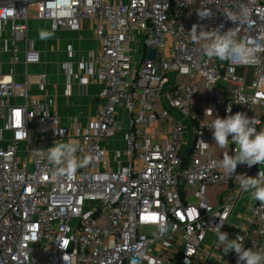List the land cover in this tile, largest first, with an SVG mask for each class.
Here are the masks:
<instances>
[{"label": "built area", "instance_id": "1", "mask_svg": "<svg viewBox=\"0 0 264 264\" xmlns=\"http://www.w3.org/2000/svg\"><path fill=\"white\" fill-rule=\"evenodd\" d=\"M31 6L53 34L93 30L100 43L89 59L67 47L64 96L91 88L99 99L71 103L67 122L54 96L30 92L29 69L42 62ZM241 9L248 22L226 18ZM193 24L234 28L261 46L257 62L207 58ZM241 67L255 68L252 83ZM229 104L264 129V0H0V264H237L217 243L221 219L229 239L264 251V204L219 166L235 145L219 148L208 128ZM57 140L74 141L88 163L53 175L46 152Z\"/></svg>", "mask_w": 264, "mask_h": 264}, {"label": "clouds", "instance_id": "2", "mask_svg": "<svg viewBox=\"0 0 264 264\" xmlns=\"http://www.w3.org/2000/svg\"><path fill=\"white\" fill-rule=\"evenodd\" d=\"M197 13L201 19L212 16L211 10L197 11ZM225 16L233 24L249 20L247 9H241L238 13L228 12ZM222 28L223 25L205 30L203 25L193 24L189 31L190 39L192 42L201 44L204 55L209 59L218 58L221 61L243 65L256 63V53L261 50V46L251 40L238 39L234 28L221 31ZM50 35V33H41L42 38ZM206 111L212 115L211 108ZM226 111L229 113L226 117H214L208 127L212 131L216 146L224 149L230 143L235 145L233 154L223 153L219 166L226 175L235 177L241 191L249 193L253 200L264 204V171L260 170L255 177L236 173L238 165H247L251 168L257 164H264V129L257 131L254 117L249 118L244 112L237 111L231 114V104ZM200 142L206 147L209 146L203 140ZM77 151L78 146L72 140L54 141L53 146L47 148L46 152L49 164L53 165V175H72L86 165L88 160L77 157ZM223 222L221 219V224L215 227L217 243L220 249L222 248L223 254L227 255L230 251H234L238 257L237 264H264V251L254 250L252 247L246 248L242 235L229 239L228 233L221 231Z\"/></svg>", "mask_w": 264, "mask_h": 264}, {"label": "rangeland", "instance_id": "3", "mask_svg": "<svg viewBox=\"0 0 264 264\" xmlns=\"http://www.w3.org/2000/svg\"><path fill=\"white\" fill-rule=\"evenodd\" d=\"M30 14L32 16V20L30 22V37L32 39H35L39 44V46H42L41 50V57L42 62L37 64L36 66H31L29 69L30 72V79H31V89L30 92L33 96L39 97L41 95H45L44 91L41 90L37 84L43 83L47 76L49 77V81L52 86L59 87L60 91L64 90L67 77L64 73L63 67L61 65L70 59V61H75L72 58L69 57L67 54L69 52L68 49L60 50L58 51L57 46L55 48L52 47V44L50 42H45L44 40H76L77 37L73 35L72 33H69L68 31H61L55 35H52L53 33L48 30L46 27V23L42 21H37L35 18L36 16V8L34 6L30 7ZM50 33V36H46L44 38L41 37V33ZM89 37H94L95 33L93 30L89 31L88 33ZM8 70L7 67H4V72ZM238 75L245 78L247 84L252 83L255 75V68L254 67H241L237 71ZM19 83L22 85H25V78L20 77ZM62 88V89H61ZM56 89V88H55ZM65 99H68V96L64 97ZM64 99V102L67 100ZM92 107H95L96 104L99 102L98 100L92 99L91 101ZM61 103L59 110V114L61 117L66 118L64 121H68L69 115H77L78 109L73 107L72 105H64ZM155 123H153L149 128V133H152L155 129ZM111 148H117L122 147V144L120 143H112ZM146 232V231H143ZM210 239V236L208 237Z\"/></svg>", "mask_w": 264, "mask_h": 264}, {"label": "crops", "instance_id": "4", "mask_svg": "<svg viewBox=\"0 0 264 264\" xmlns=\"http://www.w3.org/2000/svg\"><path fill=\"white\" fill-rule=\"evenodd\" d=\"M46 27L48 28V26H46ZM89 31L90 30L85 29L79 34H73V35H75L77 37L76 40H62L61 41V40H53V39L46 40L45 39L44 41L46 43L50 42L52 44L53 48H55V46H57L58 51L64 50L65 48L67 49L68 45H73L75 51L77 52L76 58L81 56V54H84V56L87 59H89L92 56V54L94 52H96V50L98 49V46L100 44L99 40H97L95 38V36L94 37H89L88 36ZM52 35H55V34H52ZM39 48H40V50H42V46H39ZM73 60H75V58ZM18 68H19V71H20L21 67H18ZM19 79H20V77H19ZM45 81L48 83V85L46 87V90L44 91V94L45 95H49V96H54L57 99V101L60 103V106H61V103H63L64 105H71V103L72 104H74V103L77 104V103L80 102V103L83 104V107L87 108V106L92 105L91 104L92 103L91 102L92 99L99 101V99L96 96V92H94L91 88H89V92H90L89 96H86V97L84 96L81 99L75 98V96L72 97V98L65 99L64 98L65 96L63 94V90L60 91L59 87L52 86L50 81H49V77L48 76H47ZM74 91L76 93L75 95L77 96L79 88L76 87ZM45 95H41V96H45ZM64 99L67 100V101L64 102Z\"/></svg>", "mask_w": 264, "mask_h": 264}, {"label": "water", "instance_id": "5", "mask_svg": "<svg viewBox=\"0 0 264 264\" xmlns=\"http://www.w3.org/2000/svg\"><path fill=\"white\" fill-rule=\"evenodd\" d=\"M155 50H151L150 51V57L153 59V58H155Z\"/></svg>", "mask_w": 264, "mask_h": 264}, {"label": "snow or ice", "instance_id": "6", "mask_svg": "<svg viewBox=\"0 0 264 264\" xmlns=\"http://www.w3.org/2000/svg\"><path fill=\"white\" fill-rule=\"evenodd\" d=\"M17 115H19V114H17Z\"/></svg>", "mask_w": 264, "mask_h": 264}]
</instances>
